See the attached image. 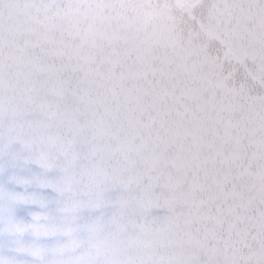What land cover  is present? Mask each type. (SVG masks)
Masks as SVG:
<instances>
[{"label": "snow or ice", "instance_id": "6c2138e0", "mask_svg": "<svg viewBox=\"0 0 264 264\" xmlns=\"http://www.w3.org/2000/svg\"><path fill=\"white\" fill-rule=\"evenodd\" d=\"M0 264H264V0H0Z\"/></svg>", "mask_w": 264, "mask_h": 264}]
</instances>
